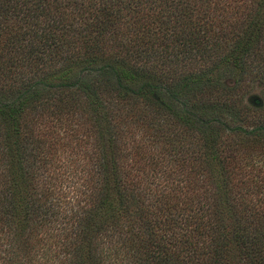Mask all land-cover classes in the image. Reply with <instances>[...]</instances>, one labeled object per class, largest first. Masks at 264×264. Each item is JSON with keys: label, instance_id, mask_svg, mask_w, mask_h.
Returning a JSON list of instances; mask_svg holds the SVG:
<instances>
[{"label": "trees", "instance_id": "trees-1", "mask_svg": "<svg viewBox=\"0 0 264 264\" xmlns=\"http://www.w3.org/2000/svg\"><path fill=\"white\" fill-rule=\"evenodd\" d=\"M0 264H264V0H0Z\"/></svg>", "mask_w": 264, "mask_h": 264}]
</instances>
